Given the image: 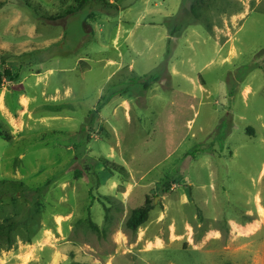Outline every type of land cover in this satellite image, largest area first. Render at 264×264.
<instances>
[{
  "label": "rangeland",
  "instance_id": "374dc122",
  "mask_svg": "<svg viewBox=\"0 0 264 264\" xmlns=\"http://www.w3.org/2000/svg\"><path fill=\"white\" fill-rule=\"evenodd\" d=\"M197 1L0 0V264H212L264 237V0Z\"/></svg>",
  "mask_w": 264,
  "mask_h": 264
},
{
  "label": "trees",
  "instance_id": "16d2710c",
  "mask_svg": "<svg viewBox=\"0 0 264 264\" xmlns=\"http://www.w3.org/2000/svg\"><path fill=\"white\" fill-rule=\"evenodd\" d=\"M91 1L92 0H77V5L71 6L68 9L67 13L71 14V13H75L81 10L84 7H86L88 3H90ZM100 1H105V0H100ZM202 2H206V0L197 1L198 4H202ZM197 10L198 9L196 5L194 4L191 5V12L195 15L196 18H200L201 15L199 14ZM112 165L115 167L121 168L120 165H117L114 163H112ZM19 186H21V184ZM164 187L168 188L169 186L165 184ZM152 207H153L152 202L150 201L149 198H147L145 203L142 206L133 209L130 215L128 216V218L126 219V222H125L126 228L130 229L131 231H136L139 227L145 224L149 219V215H150V211L152 210ZM90 225L95 230L100 229V227L94 222H91ZM10 228H12V225L6 224L5 222L1 223L0 224V238L3 237L4 235H8Z\"/></svg>",
  "mask_w": 264,
  "mask_h": 264
},
{
  "label": "crops",
  "instance_id": "0c3cea01",
  "mask_svg": "<svg viewBox=\"0 0 264 264\" xmlns=\"http://www.w3.org/2000/svg\"><path fill=\"white\" fill-rule=\"evenodd\" d=\"M259 226L260 225L258 223H252V222H248L246 225H241V228H239L236 232V237H238L239 240L243 241V243H246V244H244L238 250L227 251L226 252L227 257L224 255L225 261L224 260L216 261L213 259L211 263L212 264H259V261L262 262L261 259L264 258V251L263 252H252L243 257L240 256V254H242L241 252L243 251L242 250L243 247H246L251 244L264 240V237L262 239L261 238L257 239V236L260 234V232L256 234V231L258 230ZM250 236H252L253 238L251 237L249 241L246 240V238ZM220 253H223V252H220Z\"/></svg>",
  "mask_w": 264,
  "mask_h": 264
},
{
  "label": "bare ground",
  "instance_id": "6f19581e",
  "mask_svg": "<svg viewBox=\"0 0 264 264\" xmlns=\"http://www.w3.org/2000/svg\"><path fill=\"white\" fill-rule=\"evenodd\" d=\"M247 93H248V91H247ZM247 93H246V94H247Z\"/></svg>",
  "mask_w": 264,
  "mask_h": 264
}]
</instances>
